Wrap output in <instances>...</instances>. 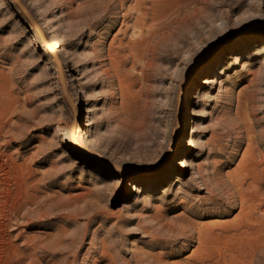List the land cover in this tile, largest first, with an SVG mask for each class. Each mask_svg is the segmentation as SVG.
I'll return each mask as SVG.
<instances>
[{"label":"rangeland","instance_id":"1","mask_svg":"<svg viewBox=\"0 0 264 264\" xmlns=\"http://www.w3.org/2000/svg\"><path fill=\"white\" fill-rule=\"evenodd\" d=\"M21 1L63 40L80 148L54 56L0 0V71L19 69L0 138V264H200L206 226L222 236L205 264H228L234 247L249 264L241 236L255 208L239 184L263 192L253 216L264 219V0Z\"/></svg>","mask_w":264,"mask_h":264},{"label":"bare ground","instance_id":"2","mask_svg":"<svg viewBox=\"0 0 264 264\" xmlns=\"http://www.w3.org/2000/svg\"><path fill=\"white\" fill-rule=\"evenodd\" d=\"M16 2V1H15ZM17 2H19L17 0ZM16 2V3H17ZM99 19L95 15L92 16L91 20H89L87 23H93L94 20ZM92 21V22H91ZM43 26L49 33L43 34L42 32L45 31L43 29V26L37 27L35 23H32L42 44L46 47V49L54 56L55 61L58 64V73H59V79L61 81L65 96L67 97L68 104L73 110V113L76 112V107L73 99L70 98L69 93L67 91L66 85H65V80H64V74L63 72V67L61 64V61L58 58L57 53H59L63 49V40L62 38L56 33L50 30L49 22H47L45 19L42 20ZM256 35V32L247 34L244 36L243 39L246 37H252ZM229 40L235 41L236 39L234 37H229ZM223 43L220 44L219 48L215 51L216 53L219 52L220 48L223 47ZM264 50V47H263ZM211 53H208L205 61L210 59ZM19 65V64H18ZM197 64L193 66V68H197ZM18 67V66H17ZM16 66L12 69L9 70V72H4L0 71V138L3 136V133H10L11 130L13 129L12 126V116L18 111V100L16 96L14 95V90L12 88V80L14 79L15 73L19 71V69ZM73 94L75 95L74 97L78 100H80V103L83 104L82 99L80 98V88L79 85L74 82L73 83ZM64 107L60 106V110L63 109ZM84 113V110L82 114ZM187 115V112H182L179 116V121H178V133H183L186 127L185 123V117ZM78 114L76 112V118ZM76 118L74 117V121H72V129H71V136L70 139L72 142H76V136L74 133V125L76 122ZM251 141L249 144V147L251 146ZM78 148L79 144L75 143ZM103 165V164H102ZM150 171V172H149ZM148 173H157V170H149ZM3 174L5 175V171H3ZM241 178V175L234 176L232 175V180H231V186H234L235 183H237ZM207 188L210 186V182L206 183ZM229 185L226 182H219L215 184L213 188H211V197L215 198L216 196V190L221 187H228ZM239 187L241 189V192L239 193V199L241 202L242 208H248L250 207L251 210L254 208V212L258 209V207L255 205V200L257 199L261 192L259 188L255 187V182L250 183L249 189L252 190L254 189L253 193L247 192L246 190L242 189V185L239 184ZM3 188V186L0 183V189ZM1 202V200H0ZM253 212V213H254ZM253 213L247 214L246 222H245V227L246 229L242 232L241 236V248H246V251L248 252V256L250 257L249 264H259V259H256L257 254L259 252L260 247L263 244V240L260 238V233L264 229V219H259V218H254ZM10 214L7 215V210L6 208L0 204V231L6 229L8 227V223L5 222V218L9 217ZM9 221L10 219L7 218ZM199 237L198 241L200 243L199 248L195 251L197 255H200L198 258L200 264H205L206 261H208V256H211L212 253L211 251H214L212 248V244L222 236L219 232H215V230H210L207 226L206 227H201L199 228ZM182 234L185 235V231H182ZM240 248L239 247H234L230 254H228V264H239L238 259H236V256L241 255L240 253ZM18 254V252H17ZM256 259V261H255ZM142 260L140 259V263ZM13 263V262H12ZM13 264H21V263H13ZM222 264H227L225 260H223Z\"/></svg>","mask_w":264,"mask_h":264},{"label":"water","instance_id":"3","mask_svg":"<svg viewBox=\"0 0 264 264\" xmlns=\"http://www.w3.org/2000/svg\"><path fill=\"white\" fill-rule=\"evenodd\" d=\"M17 2V0H15ZM19 2H17V4L20 6V8L26 13V15L28 16V18L30 19V21L32 23H35V25L37 27H40V24L37 22L36 18L31 14V12L29 11V9L22 3L21 0H18ZM43 34H46L45 31L42 32ZM63 73V72H62ZM70 96V94H69ZM71 98V96H70ZM74 104V103H73ZM74 117L76 118V112L74 113Z\"/></svg>","mask_w":264,"mask_h":264}]
</instances>
